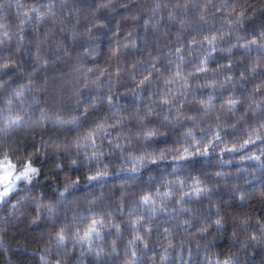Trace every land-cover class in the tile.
<instances>
[{"label":"trees","instance_id":"1","mask_svg":"<svg viewBox=\"0 0 264 264\" xmlns=\"http://www.w3.org/2000/svg\"><path fill=\"white\" fill-rule=\"evenodd\" d=\"M48 3L49 0H0V38H4V32L11 35L7 47L0 52L5 58L15 60L17 67L23 70L12 68L4 70L6 74H0V79L6 82L5 88L0 90V121L9 115L7 100L22 85H27L31 76L33 87L26 90L20 100L13 101L10 114L20 113L26 121H32L40 119L43 110L53 120L57 117L63 120L77 118L78 123L54 125L49 122L44 127L26 125L0 133V161L6 153L12 163L19 165L26 155L34 154V166L42 169L36 181L20 184L10 195V202L0 206V264H41L39 255L52 236L65 225L71 233L77 228L82 232L88 221L79 218L89 216L105 221L101 238L93 244L94 249L103 250V255L98 258L87 251L86 245L82 249L69 242L68 254H62L65 264H127L130 259L127 253L132 247L129 241L136 234L132 223L140 216L144 218L141 234L145 235V228L151 229L145 235L148 248L136 246L140 264H160V256L165 255L163 249L169 243L175 247L169 250L170 258L166 264H209L229 256L239 259L240 264H264V245L241 250L232 238L238 222H234L233 217L247 219L251 232L256 235L260 234L257 222L264 223V177L261 175L264 173V139L240 149L252 129L259 128L264 121V109H256L254 105L249 107L250 98L257 103L264 100V87L253 94L257 86L264 85V58L242 48H234L231 54L220 50L232 44L246 43L264 32V0H112L108 7H103L107 0H55L54 17H47L40 24L35 19L21 24L23 12ZM124 4L128 6L122 7ZM153 9H156L155 13ZM241 11L244 13L243 25L230 23ZM202 14L203 20L200 19ZM88 29H92L95 40H90L87 35L78 42L70 38L71 31L87 33ZM21 35L24 43L18 51ZM212 36L217 37V51L208 60V72L196 74L194 69L208 48L204 38ZM221 36L224 39H219ZM238 36L241 37L239 41ZM193 38L204 42L203 45H193ZM132 42H135V48L130 46ZM124 44L129 47L122 48L119 55H113L112 49ZM37 46L40 55L50 61L47 69L39 68L35 60ZM92 48L95 52L85 55V50ZM177 48H182L183 52L177 53ZM258 60L261 66L252 72L250 69ZM229 63L231 70L227 68ZM153 64L159 71L152 69ZM176 65H180L185 76L193 73L188 76L187 88L182 87V80L164 83L171 79ZM88 68L95 70L89 74L90 80L100 77L99 86L83 87V73ZM118 68L122 70L119 77L115 75ZM101 72L104 73L102 76ZM148 72H152L151 85L139 88V81ZM226 76L232 77L231 82L219 86ZM212 81L218 82L215 88L204 86ZM169 89L170 95L177 98L187 96L190 102L184 103L182 112L184 117H195V122L186 118L174 120L172 124L163 121L167 110L166 106L161 108L159 101ZM209 94L213 96L215 108L204 115L196 101L206 99ZM109 95L115 106H110L106 99L94 100ZM229 96L242 102L235 114L220 107ZM148 107L160 113L150 117L147 123V127L160 130L161 135L153 141L136 137L142 130L138 116L144 115ZM85 108H88L87 112ZM105 117L113 122L119 117L126 119L121 128L111 130L112 135L107 139L97 140L99 151L105 154L87 160L84 154L90 156L95 149H78L73 142L79 139L84 144L83 138ZM189 130L194 138L189 137L186 141L184 134ZM217 132L221 141L210 145L209 141ZM41 140L49 145L68 146V151L56 153L51 148L42 149ZM116 142L123 145V151L116 148ZM193 145L201 151L207 147V155H194L189 160L176 159L183 154V148L192 151ZM233 146L240 150H225ZM37 149H40L39 153ZM177 149H180L179 153ZM161 152L165 153L166 159L156 164L146 162V166L141 167L136 160L145 153L158 156ZM251 156L260 159H248ZM72 159H77L76 166L71 164ZM57 164L61 165L59 169ZM134 165L139 168L138 172L131 170ZM105 169L107 176L89 181V176ZM77 180V188L70 189L65 194L66 199L61 200L60 192L65 185ZM197 180L200 186L212 189L211 200L194 199L183 205L191 211H179L181 205L177 200L185 191H190ZM180 181L184 182L183 188ZM157 192L160 196L171 192V196L164 201L167 212L152 215L141 204V197L152 194L159 207L161 199ZM241 192L247 194L244 201L239 199ZM33 199L53 204L54 214L47 216L44 209L40 220L33 224L37 215ZM17 201L23 203L14 210L12 205ZM217 207L225 217L224 229L217 232L212 224L209 232L201 237L196 231L199 223L205 214L214 213ZM214 219L213 215L207 222ZM185 220L192 224L187 231ZM113 225L120 226L119 234ZM238 238L245 240L246 234L241 233ZM205 244H208L207 248ZM55 251L50 259L55 260Z\"/></svg>","mask_w":264,"mask_h":264},{"label":"snow or ice","instance_id":"2","mask_svg":"<svg viewBox=\"0 0 264 264\" xmlns=\"http://www.w3.org/2000/svg\"><path fill=\"white\" fill-rule=\"evenodd\" d=\"M112 3V0H107V3L103 4V7H108ZM54 5H55V0H49V3L45 5H41L39 8H31L28 11H25L22 13L24 19L21 21V24L23 25L26 21H31L35 19L37 24L42 23L47 17H54L56 15L54 11ZM122 7H127L128 5L124 4L121 5ZM157 8H159V5H157ZM156 9H153V12L155 13ZM34 14V16L32 15ZM169 18H172V14L169 13ZM201 20L204 19V15L202 14L200 17ZM181 25H183V21L180 22ZM230 23H235L237 25L242 26L244 23V13L241 11L239 15L237 16L236 20L234 22ZM21 31H23V28L21 27ZM83 35H87L90 40H95V37L92 35V29H88L87 33H80L75 30L70 32V38L72 39L73 42H78ZM131 35V33H129ZM4 38H0V49L7 47V42L11 39V35L8 32H4L3 34ZM219 39H224L223 36L219 37ZM241 37H237V41H239ZM204 41H206L208 48L205 49L206 54L203 56V59L200 60L199 65L195 67L194 73L199 74V73H207L208 72V60L211 58L213 52L217 51L216 48V41L217 37L212 36V37H205ZM24 43V36L21 35L19 38V43L17 44V50L19 51ZM197 43H200L203 45L204 42H198L193 38L192 44L195 45ZM131 47L135 48V42H132ZM129 47L128 44H124L120 47L112 49L113 55H119L121 52L122 48H127ZM234 48H242L245 49L248 52L254 51L255 54L261 58H264V32H261L258 37L253 36L251 39L247 40L246 43H236L232 44L231 47L226 48V49H220L223 52L232 53V50ZM95 48H92L90 51L85 50V55H91L93 52H95ZM177 53H182L183 49L182 48H177L176 49ZM59 59V57H57ZM181 59H183V56H181ZM35 60L39 64V68H44L47 69L50 61L48 59L43 58L40 55L39 52V46H37V53L35 55ZM51 63H55V61H52ZM261 66L260 61L258 60L252 67L251 71L256 72L257 68ZM231 63L227 65V68L231 70ZM16 68L17 71H23L22 69L17 67L16 61L12 60L10 57L5 58L2 52H0V74H6L4 70L7 69H12ZM177 70L172 74L171 79L165 80L164 83L167 84H172L176 83L177 81H183L182 87L187 88L188 86V76L193 75V73H188V76H185L183 72L180 70V65H176ZM152 69L154 71H159L158 68H156V65H152ZM39 70V69H37ZM78 71V69H77ZM95 70L93 68H88L84 73H83V78H84V84L83 87L87 88L89 84L99 86L101 83L100 77L97 76L95 80H90L89 79V74L93 73ZM121 69H117L115 75L119 77ZM15 73H13L14 75ZM104 73L101 72V76ZM135 79V77H133ZM242 79H245L242 74ZM232 77L231 76H226L225 81L219 82V86L223 87L225 83L231 82ZM5 81L3 79H0V90H3L5 88ZM152 83V72H148L147 75L143 76V79H141L138 83L139 88H143L147 85H151ZM217 81H212L207 85H204L205 87H211L215 88L217 86ZM34 82L31 80V76H29V83L27 85H22L19 89H17L13 96L10 97L7 100V105L9 106V115L4 117L0 123H2V126H0V133H6L9 131H13L16 129H20L26 125L28 126H37V127H44L47 123L51 122L54 125H65V124H77V118H73L72 120H63L62 118L57 117L55 120L52 119V117L48 116L46 112L41 110L40 112V119L38 120H32V121H26L24 119V115L18 113L15 116H12L10 114L11 111V106L13 104L14 100H20L21 97H23L24 93L26 90H31L33 87ZM261 87H264V85L257 86L254 89V93L260 92ZM171 89L168 90L167 93H165L164 96L160 98L159 104L162 109L165 108L167 110V114L164 115L163 121L166 122L167 124H172L173 121H179L181 118H186L188 120H191L195 122L196 118L193 116H187L184 117L182 109L183 105L185 102H190L187 98V96L177 98L175 96L170 95ZM105 100L110 106H115V102L113 100L112 95H109L107 97H96L94 100ZM21 103L23 101L21 100ZM197 104H199L203 108V114L207 115L209 112L213 111L215 106L213 104V96L209 94L207 98H201L196 101ZM242 102L237 99L235 96H229L226 101H224L220 107L221 108H226V110L229 113L235 114L237 111L238 105H240ZM255 106L256 109H264V100H261L259 103H257L255 100H252L250 98V104L249 107ZM94 106V103L93 105ZM85 112L88 111V108L84 109ZM255 114V113H253ZM153 115L159 116L160 113H157L154 108L148 107L147 111L145 112L144 115L138 116V120L141 124L142 130L136 134L137 139H142L144 141H153L157 136L161 135L159 128H149L147 127V123L149 121V118L152 117ZM126 119V117H119L116 118L113 122L111 118L105 117L103 120L99 121L96 123L95 127L90 130L87 135L83 138L85 143L81 144L80 140L77 139L73 143L75 146L79 149L81 147L87 148L91 147L95 149L92 151L91 155L89 156L87 153H85V159L87 160H92V159H97L99 156H103L105 153L102 151H99V148L97 146V140L98 139H107L109 136L112 135V131L117 128H121L123 126V122ZM219 119V117H217ZM264 121H262L259 125V128H254L252 129L251 133L248 136V139H245L243 143L240 145V149L247 147L249 144H253L256 142V140H261L264 139ZM117 136H119V133H117ZM253 136H255V139H253ZM189 137H193V132L189 130L184 134V139L187 141ZM194 138V137H193ZM217 141H221V135L219 132H217L212 140L209 141V144H214ZM109 143H113V141H109ZM128 143H131L129 140ZM200 142L197 141V144ZM40 148L42 149H48L51 148L54 152L59 153L61 151L67 152L68 151V146H61L60 144H45L43 140H41ZM116 148L120 149L123 151V145H121L119 142H116ZM192 151L189 150V148H183V154L178 155L176 159L178 160H189L192 156L194 155H207L208 149L207 147L204 148L203 151L200 150L199 147L192 146ZM236 146H233L232 148H227L225 149L226 151L229 152H235L240 150ZM178 153L180 152V149L176 150ZM40 152V149H37V153ZM34 154H29L26 155L24 158V161L22 164H14L12 161L8 158V155L5 153L4 154V159L3 161H0V168H2L3 174L0 175V206L6 205L10 202L9 197L12 193L17 191L18 187L20 184H25L29 185L32 184L33 181H36L38 177L41 176L42 169L39 167L34 166V159H33ZM77 157L81 155V153L78 151L76 153ZM166 159L165 153L161 152L158 156L155 155L154 153H145L143 156H140L136 158L137 162L140 164L141 167L146 166L147 163H152L156 164L158 161H162ZM248 159H255L259 160V156H251L248 157ZM71 164L73 166L77 165V159H72ZM57 169L61 167L60 164L56 165ZM133 172H138L139 168L136 167L135 165L131 169ZM108 173L106 169L104 171L98 170L96 175L89 176L88 179L89 181H96V180H101L105 176H107ZM217 176H223L222 173H216ZM262 177H264V173L261 174ZM181 187L183 188L184 182L180 181L179 182ZM79 184V181H74L71 183H68L65 185L64 190L60 192V199L64 200L66 199L65 194L69 193L70 189L75 190ZM212 189L208 187H202L200 186V182L197 180L193 186L191 187L190 191H185L183 195L180 197L179 200H177V204L181 205V208L179 211H191L189 208L183 207L184 204L190 203L192 200H199L201 198H208L211 200L212 198ZM264 194V193H262ZM157 196H160L159 192H157ZM171 196V192H165L163 193L162 196H160L161 199V204L159 207L156 206L155 203V198L153 197L152 194H146L141 197V204L145 206L148 212H150L152 215H156L159 213H166L167 209L164 205V201L167 200ZM247 194L244 192H241L239 195V199L241 201H244L246 199ZM36 205V217L32 221L33 224H37V222L41 218V212L42 210L46 209L47 211V216H52L55 212V206L51 203L45 204L43 200L41 199H33L32 201ZM23 203V201H17L15 204L12 205V208L14 210H18L20 208V205ZM123 209H121L122 211ZM22 215V213H20ZM215 216L214 220H211V223H208L207 221L211 219V216ZM13 219H15V215L12 216ZM82 221L87 220V226L81 230L79 228L76 229L74 233H71L67 230V226H62L59 231H57L49 241V244L46 248L43 249L42 254L39 255V259L41 264H65L63 255H67L69 252L68 249V244L71 242L73 246L75 245H80L81 248L83 249L84 246H87V251L89 253L94 254L96 257L101 258L103 255V250L99 249L96 250L93 248V244L96 240L101 238V231L105 228V221L104 219H98L96 217H80ZM144 218L142 216L137 217L135 221L132 223L133 230L135 231V235L133 240L129 241V244L132 245L130 248L129 252L127 253L130 256V259L127 260V264H140V257L137 256V251H136V246L137 245H143L145 249L148 248V244L145 241V235L147 233L151 232L150 228H145L144 233L145 235H142L140 232L141 228H144V223H143ZM233 221L237 222L236 223V228L237 231H234L232 234L233 240L240 246L241 250L248 249L250 247L255 248L259 247L261 245H264V223L257 222V227L260 229V234L256 235L251 232L249 228V221L247 219H239L237 217H233ZM184 224L187 226L185 230L187 231L188 227H192V224L190 221L185 220ZM212 224L215 225L216 231L220 232L224 229L225 227V217L221 215V211L219 207L215 209L214 213H207L203 217V221L199 223L198 228L196 231H198L199 235L201 237H204L205 234L209 232V228L212 227ZM139 226V227H138ZM112 227L115 228L116 232L119 234L120 233V226L119 225H113ZM167 229H165V232L167 233ZM241 233L246 234V239L245 240H240L238 237ZM205 248L208 247V244L204 245ZM175 246L171 243L168 244L167 247L163 249V252L165 255L160 256V264H166V262L170 258L169 250L173 249ZM55 251V260L50 259V257L53 254V250ZM115 246H113L112 251L115 252ZM63 254V255H62ZM189 256H191V250L188 251ZM81 256H83V251L81 252ZM209 264H240L239 259H233L232 256H229L226 259L223 260H214L209 262Z\"/></svg>","mask_w":264,"mask_h":264},{"label":"rangeland","instance_id":"3","mask_svg":"<svg viewBox=\"0 0 264 264\" xmlns=\"http://www.w3.org/2000/svg\"><path fill=\"white\" fill-rule=\"evenodd\" d=\"M3 161V160H2ZM3 174V171H2V168H0V175H2Z\"/></svg>","mask_w":264,"mask_h":264}]
</instances>
